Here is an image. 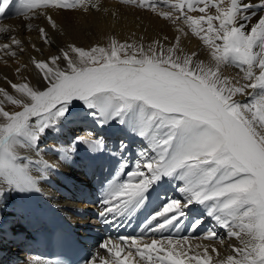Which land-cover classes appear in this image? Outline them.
<instances>
[{"label": "snow or ice", "instance_id": "1", "mask_svg": "<svg viewBox=\"0 0 264 264\" xmlns=\"http://www.w3.org/2000/svg\"><path fill=\"white\" fill-rule=\"evenodd\" d=\"M11 3L0 0V17ZM19 3L16 13L29 21L28 30L43 17L38 32L49 46L48 29L63 30L58 15L109 12L103 0ZM120 3L171 22L179 35L147 45L115 36L88 48L67 43L46 59L31 58L36 86L24 78L7 81L12 91L0 87V206L9 193L41 191L39 181L61 162L76 164L83 147L85 174L104 177L101 224L122 227L146 206L154 185L170 182L178 193L148 216L138 236L103 239L83 264H264V0ZM10 31L0 27V34ZM189 35L207 50L206 59L184 49ZM23 51L16 36L0 43V58L19 59ZM77 103L83 116L73 111ZM68 123L83 124L85 134L54 146L56 162L42 159L48 149L41 145ZM116 125L123 135L113 148L96 130ZM132 138L139 146L129 165ZM108 159L115 167L106 168ZM194 209L199 215L190 217ZM173 229L190 230L197 242Z\"/></svg>", "mask_w": 264, "mask_h": 264}, {"label": "bare ground", "instance_id": "2", "mask_svg": "<svg viewBox=\"0 0 264 264\" xmlns=\"http://www.w3.org/2000/svg\"><path fill=\"white\" fill-rule=\"evenodd\" d=\"M249 2H253V0H249ZM11 5L4 16L0 17V27L11 29L8 33L0 34L2 35L0 43L9 42L11 36H16L23 41L24 51L18 52L19 59L0 58V87H5L10 91L12 90L7 83L8 80L22 82L26 78L33 86H36L38 78L31 65V58L46 59L57 54L58 48L67 43H75L77 46L88 48L95 44L106 45L109 38L115 36L121 42L142 40L147 45L164 36L172 41L175 36L179 35L175 27L165 24L158 17L142 20L138 15L140 14L139 10L135 9L133 10L135 12H130L128 11L130 8L121 7L117 2L103 0V6L109 9L108 13H92L86 17H81L79 13H73L68 17L58 15L57 20L63 22V30L57 32L48 29L53 40V45L49 46L43 43L38 32V27L46 26L43 17L31 20L33 28L28 30L26 25L29 21L16 13L20 9L16 8L14 11L15 5L13 6V3ZM112 13L116 15L113 16ZM181 43L186 51H197L201 53V59L207 58V50L196 37L189 35L184 37ZM33 44L40 49L39 52L33 49ZM24 65L28 66L27 70L18 75L16 68ZM224 72L225 75L231 76L235 75L236 70L225 68ZM9 110H11V106H9ZM73 111L83 116L82 105L77 103V107ZM86 120L90 122L91 117H87ZM83 128V124L77 126L68 123L60 136L51 134L41 145L42 149H48L41 158L56 162L58 156L54 155L51 149L57 146L60 141L68 142L75 135L85 134ZM96 131L99 135L104 136L113 148L118 144V137L123 135V129L119 125ZM129 143L131 147L125 158L129 165H133L139 141L132 138ZM80 153V156L75 157L76 164L66 165L61 162L57 171L51 172L46 179L40 180L38 186L41 191L13 192L4 198L3 205L0 206V264H54L47 259L46 255L50 253L54 231L64 224L74 230L78 229L79 234H82L83 239L90 244L91 254L96 253L98 244L109 236L115 238L121 236L122 233H128L123 236H138L141 231L139 226L154 210H159L163 206L166 197L178 196L170 182L154 185L146 206L137 211L130 220L125 219L122 227L101 224L97 212L99 211L104 177L98 174V181H93V177L90 178V175H86L81 165L86 158L87 149L81 147ZM115 165L116 160H107V168H113ZM161 197H165V199L162 201ZM189 215L190 217L198 216L199 210L194 209ZM90 216L96 218L92 223L88 220ZM208 223L210 224L211 221ZM207 226L205 225V227ZM203 231L204 228H201L195 235L198 236ZM218 232L221 236L225 235L223 230L218 229ZM171 234L187 235L193 238L192 243L197 242L190 230L182 229L177 233L173 229Z\"/></svg>", "mask_w": 264, "mask_h": 264}, {"label": "rangeland", "instance_id": "3", "mask_svg": "<svg viewBox=\"0 0 264 264\" xmlns=\"http://www.w3.org/2000/svg\"><path fill=\"white\" fill-rule=\"evenodd\" d=\"M111 1H113V2H117L118 3V5L119 6H124V7H128V8H130V10H128V9H126V10H128V11H130V12H135V11H133V10H135L136 8H134V7H130V6H127V5H124V4H121L120 3V0H111ZM15 2V3H14ZM12 3H13V6L15 5V8L13 7V10L15 11L16 10V8H18V9H20V7H21V5H20V3H19V0H17V3H16V0H12ZM11 5V4H10ZM12 6V5H11ZM125 9V8H124ZM137 10H139L140 11V14H138L139 15V17H141V19L142 20H148V19H150V18H154V17H158V16H156L154 13H151V12H148V11H145V10H143V9H137ZM19 16H21V15H19ZM159 18V17H158ZM162 22H164L165 24H168V25H171V26H173V27H175L176 28V25H173L171 22H169V21H165V20H163V19H161V18H159ZM180 26L181 27H184V25H182V24H180ZM186 31H187V29H186ZM193 37V36H192ZM107 168V167H106ZM107 174V173H106ZM105 174V175H106ZM98 175V174H97ZM92 176H90V178H91ZM93 181H98L97 180V176H95V177H93ZM97 192H98V190L97 191H95V193L97 194ZM93 216H90L89 217V219L88 220H90L89 222L90 223H92L93 221H95L94 220V218H92ZM95 217V216H94ZM96 219V218H95ZM122 235H128V233L126 234H123L122 233Z\"/></svg>", "mask_w": 264, "mask_h": 264}]
</instances>
